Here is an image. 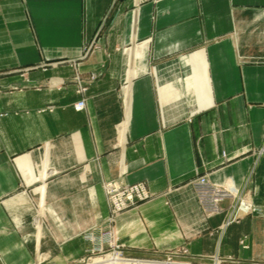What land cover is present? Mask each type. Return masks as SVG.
<instances>
[{
	"label": "crops",
	"instance_id": "crops-1",
	"mask_svg": "<svg viewBox=\"0 0 264 264\" xmlns=\"http://www.w3.org/2000/svg\"><path fill=\"white\" fill-rule=\"evenodd\" d=\"M197 175L258 212L205 217ZM113 180L151 195L125 257L264 264V0H0V264L78 263Z\"/></svg>",
	"mask_w": 264,
	"mask_h": 264
},
{
	"label": "built area",
	"instance_id": "built-area-1",
	"mask_svg": "<svg viewBox=\"0 0 264 264\" xmlns=\"http://www.w3.org/2000/svg\"><path fill=\"white\" fill-rule=\"evenodd\" d=\"M83 108V101H79L74 105L75 111H81ZM259 152H262V150ZM189 185L205 217L222 213V204L224 202H228L226 208L232 216V222L241 216L258 212L257 208L252 207L249 202L241 197L242 191L238 190L230 181H226L222 186H216L209 182L206 175H197L189 182ZM102 187L109 205L110 213L105 221L106 227L109 230H111V225L118 215L129 209L136 208L140 203L148 201L151 198L143 183L126 185L120 180H113L104 183ZM88 240L98 247L96 250L108 246L113 251H116L114 254L119 256L122 254L121 249L116 245L110 233L104 237L96 238L89 235ZM165 255V259L159 262L124 260L126 262H139L140 264H235L233 259L220 258L217 255L187 259L185 250Z\"/></svg>",
	"mask_w": 264,
	"mask_h": 264
},
{
	"label": "rangeland",
	"instance_id": "rangeland-1",
	"mask_svg": "<svg viewBox=\"0 0 264 264\" xmlns=\"http://www.w3.org/2000/svg\"><path fill=\"white\" fill-rule=\"evenodd\" d=\"M195 178V177H194ZM193 178V179H194ZM241 197L243 198V199H245L247 202H248V200L245 198V196L244 195H241ZM197 202V201H196ZM224 203H228V202H224ZM198 204V203H197ZM198 207H199V205H198ZM199 209H200V207H199ZM200 211H201V209H200ZM201 213H202V211H201ZM230 214V213H229ZM202 215H204L203 213H202ZM215 216V215H214ZM211 217V216H210ZM105 225H106V223H105ZM108 233H110V235L112 236V238H114V235H113V233H112V231L111 230H109V229H107V227H104V229L102 230V231H100V233H99V235L97 236V237H104L105 235H107ZM88 239V238H87ZM115 242H116V240H115ZM116 245L121 249V247H120V245L119 244H117L116 243ZM96 248H98L94 243H92V247L89 249V250H87V255H86V257H84L82 260H80L78 263H74V264H113V263H104L103 262V260L105 259V258H107V257H112V256H114V257H117L119 260H121V259H128V260H137V261H150V262H159V261H161V260H164L165 259V254H167V253H172V252H178L179 250H183V249H176V250H172V251H168V252H165L164 254H163V257L161 258V259H159V258H146V259H133V258H128V257H125L124 255H123V250L121 249V256H118L117 254H114V252H116V251H113L111 248H109L108 246H105V247H102V248H100V249H97L96 250ZM104 256V257H103ZM128 264H133V263H135V264H140L139 262H127ZM141 264H145V263H141ZM149 264H151V263H149ZM154 264V263H153Z\"/></svg>",
	"mask_w": 264,
	"mask_h": 264
},
{
	"label": "bare ground",
	"instance_id": "bare-ground-1",
	"mask_svg": "<svg viewBox=\"0 0 264 264\" xmlns=\"http://www.w3.org/2000/svg\"><path fill=\"white\" fill-rule=\"evenodd\" d=\"M119 256V255H118ZM104 257V256H103ZM107 261H114L115 259H117V257H114V256H110V257H107V258H105Z\"/></svg>",
	"mask_w": 264,
	"mask_h": 264
}]
</instances>
